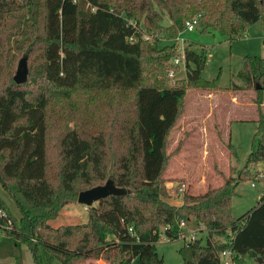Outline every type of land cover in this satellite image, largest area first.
Masks as SVG:
<instances>
[{
    "label": "trees",
    "instance_id": "16d2710c",
    "mask_svg": "<svg viewBox=\"0 0 264 264\" xmlns=\"http://www.w3.org/2000/svg\"><path fill=\"white\" fill-rule=\"evenodd\" d=\"M197 15L202 32L228 38L256 22L264 30V0H0V185L20 214L16 220L0 197V256L22 264L24 245L36 264H162L161 231L184 238L180 223L193 219L207 237L179 248L183 264H222L224 250L264 264V196L239 218L231 212L249 170L201 194L182 190L180 205L167 200L168 138L186 92L219 89L218 77L201 76L203 51L191 44L185 78L169 76L179 68L173 41ZM19 58L22 84L13 80ZM236 76L241 85L232 89L253 91L257 112L247 169L264 163V57L245 56ZM226 148L236 156L230 142ZM107 180L126 194L89 207L85 223L49 224Z\"/></svg>",
    "mask_w": 264,
    "mask_h": 264
},
{
    "label": "rangeland",
    "instance_id": "374dc122",
    "mask_svg": "<svg viewBox=\"0 0 264 264\" xmlns=\"http://www.w3.org/2000/svg\"><path fill=\"white\" fill-rule=\"evenodd\" d=\"M162 24L167 26L170 22L164 18ZM263 40L262 23L256 22L240 36L234 38L222 36L218 31L202 32L198 26L191 32L183 30L178 34L177 41H173L177 52H181L187 44H191L196 52L203 51L206 62L201 76L206 80L218 77L219 89L213 91L188 89L186 92L182 116L171 131L167 144L166 152L170 154V158L163 179L169 196L167 200L170 204H181L182 190H188L194 195L201 194L208 188L221 185L229 174L237 177L239 173L252 168L246 169L244 165L250 154L252 137L256 132L257 112L254 92L251 90L235 91L231 85H241L236 73L241 69L245 56L264 57ZM20 60L19 58L15 62V70ZM178 66V72L172 83L185 78L184 65L181 63ZM262 109L264 110V104ZM228 142L235 149V157L230 156L226 148ZM253 177L250 175L249 179H254ZM249 179H242L239 182L236 195L232 199L231 212L235 218L249 212L259 202L260 192L250 187ZM257 188L260 186L257 185ZM0 197L9 207L13 217L18 220L19 211L1 185ZM86 220L87 211H84L83 205L76 201L65 206L58 218L50 221L49 224L57 228L85 223ZM183 231L184 238L180 237L172 241L168 240L161 231L156 243V251L163 260L162 264H183L178 250L189 241L190 234L203 241L207 237L206 230L193 219L183 227ZM0 234L2 238H6L3 231H0ZM213 239L225 241L222 237ZM22 246L25 250V264H36L29 249ZM19 251L21 254V248ZM0 258L5 259L6 257L0 256ZM98 261L86 264H99ZM7 262L9 261H0V264H9ZM229 263L257 264V261L245 255L233 260L229 259ZM42 264H48V262L43 259ZM52 264L60 263L53 261ZM131 264H138L137 259H134Z\"/></svg>",
    "mask_w": 264,
    "mask_h": 264
},
{
    "label": "built area",
    "instance_id": "2783aa9c",
    "mask_svg": "<svg viewBox=\"0 0 264 264\" xmlns=\"http://www.w3.org/2000/svg\"><path fill=\"white\" fill-rule=\"evenodd\" d=\"M200 17V15H197L195 17H193L190 20H187L184 24V30L187 32H191L193 31L195 28L198 27V18ZM177 41V39L175 40ZM174 41V42H175ZM181 42H184V40H181ZM185 47V46H184ZM183 47V49H184ZM183 49L181 52H178L179 55H177L176 57H174L171 60V63L173 66H178L179 64H183L184 65V53H183ZM176 73L173 71V69H171L169 71V76L170 77H175ZM252 168L249 169L251 175H253L254 179L249 180L250 183V187L256 191L260 192V197L264 196V163L258 162L255 165L251 166ZM257 185L260 186V188H257ZM88 206L83 205V210L84 211H88ZM180 227H184L183 223H180ZM131 231V230H129ZM189 240H193L196 236H194L193 234H190L189 236ZM219 257L221 259V263L222 264H230L229 263V259L231 260V252L229 250H224L222 252L219 253ZM99 264H103V262L101 260L98 261Z\"/></svg>",
    "mask_w": 264,
    "mask_h": 264
},
{
    "label": "water",
    "instance_id": "95a60500",
    "mask_svg": "<svg viewBox=\"0 0 264 264\" xmlns=\"http://www.w3.org/2000/svg\"><path fill=\"white\" fill-rule=\"evenodd\" d=\"M27 77V67L24 59H21L17 65L13 80L16 84H22ZM126 194L125 189L117 188L113 185L111 180H107L105 184L93 187L91 189L82 191L78 194L77 202L88 207H92L94 203H98L101 199L113 195L122 196ZM263 260L257 258V264H262Z\"/></svg>",
    "mask_w": 264,
    "mask_h": 264
},
{
    "label": "crops",
    "instance_id": "0c3cea01",
    "mask_svg": "<svg viewBox=\"0 0 264 264\" xmlns=\"http://www.w3.org/2000/svg\"><path fill=\"white\" fill-rule=\"evenodd\" d=\"M233 99H238L237 97H232ZM3 189V188H2ZM0 231H2V230H0ZM2 234H0V239H2V236H1ZM21 254H22V262H23V264H25V262H24V254H25V250H24V247L22 246L21 247ZM0 261H9V262H7V263H9V264H15V259L13 258V257H11V256H8V257H6L5 259L4 258H0Z\"/></svg>",
    "mask_w": 264,
    "mask_h": 264
}]
</instances>
